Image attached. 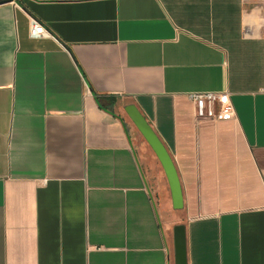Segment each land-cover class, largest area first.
<instances>
[{"label": "crops", "instance_id": "obj_1", "mask_svg": "<svg viewBox=\"0 0 264 264\" xmlns=\"http://www.w3.org/2000/svg\"><path fill=\"white\" fill-rule=\"evenodd\" d=\"M0 1V264H174L124 101L174 159L189 264H264L262 0Z\"/></svg>", "mask_w": 264, "mask_h": 264}, {"label": "water", "instance_id": "obj_2", "mask_svg": "<svg viewBox=\"0 0 264 264\" xmlns=\"http://www.w3.org/2000/svg\"><path fill=\"white\" fill-rule=\"evenodd\" d=\"M2 2L4 1H0V3ZM125 110L159 158L169 181L174 208L183 209L182 185L172 155L136 104L127 105ZM174 247L175 264H189L187 226L185 224L174 227Z\"/></svg>", "mask_w": 264, "mask_h": 264}, {"label": "rangeland", "instance_id": "obj_3", "mask_svg": "<svg viewBox=\"0 0 264 264\" xmlns=\"http://www.w3.org/2000/svg\"><path fill=\"white\" fill-rule=\"evenodd\" d=\"M128 102L129 101H124L122 103H119L118 108L120 109L121 114L124 115V117L127 119L130 125L132 136L136 143L137 148L142 154H144L147 161L149 159L148 170L150 176L152 177L151 179L152 190L155 194L156 200L158 201V204H160L161 208L163 207V209L165 210L164 214H166L168 220H172L173 223L179 225V223L177 222H180V220H182L181 216H179L181 210L178 211V210H174L173 208L171 202V189L169 187L164 168L159 158L157 157L156 153L148 143V141L145 139V137L142 135V133L139 131L135 123L132 121V119L129 117L126 110L124 109V106ZM174 255H175V251L173 247V261H174Z\"/></svg>", "mask_w": 264, "mask_h": 264}, {"label": "built area", "instance_id": "obj_4", "mask_svg": "<svg viewBox=\"0 0 264 264\" xmlns=\"http://www.w3.org/2000/svg\"><path fill=\"white\" fill-rule=\"evenodd\" d=\"M261 2L264 9V0ZM15 5L19 7L17 3ZM30 35L33 38L52 36L45 25L34 17L31 18ZM190 98L195 104L198 119L231 120L237 118L229 92L192 93Z\"/></svg>", "mask_w": 264, "mask_h": 264}]
</instances>
